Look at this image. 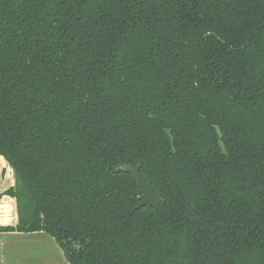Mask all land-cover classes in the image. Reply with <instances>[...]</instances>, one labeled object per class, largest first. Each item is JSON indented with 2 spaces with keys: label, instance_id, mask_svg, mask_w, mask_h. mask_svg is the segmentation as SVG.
Returning a JSON list of instances; mask_svg holds the SVG:
<instances>
[{
  "label": "trees",
  "instance_id": "trees-1",
  "mask_svg": "<svg viewBox=\"0 0 264 264\" xmlns=\"http://www.w3.org/2000/svg\"><path fill=\"white\" fill-rule=\"evenodd\" d=\"M0 155L70 264H264V0H0Z\"/></svg>",
  "mask_w": 264,
  "mask_h": 264
},
{
  "label": "crops",
  "instance_id": "crops-1",
  "mask_svg": "<svg viewBox=\"0 0 264 264\" xmlns=\"http://www.w3.org/2000/svg\"><path fill=\"white\" fill-rule=\"evenodd\" d=\"M15 185V172L8 161L0 155V227L14 228L19 223L17 201L5 194ZM0 264L70 263L50 235L44 232L14 231L0 232Z\"/></svg>",
  "mask_w": 264,
  "mask_h": 264
},
{
  "label": "water",
  "instance_id": "water-1",
  "mask_svg": "<svg viewBox=\"0 0 264 264\" xmlns=\"http://www.w3.org/2000/svg\"><path fill=\"white\" fill-rule=\"evenodd\" d=\"M125 172L130 173L135 179L138 187V195L141 197V203L136 207V209H141L144 207L156 208L161 199L155 194L153 188L149 183L146 182L142 174L140 173V166H121Z\"/></svg>",
  "mask_w": 264,
  "mask_h": 264
},
{
  "label": "rangeland",
  "instance_id": "rangeland-1",
  "mask_svg": "<svg viewBox=\"0 0 264 264\" xmlns=\"http://www.w3.org/2000/svg\"><path fill=\"white\" fill-rule=\"evenodd\" d=\"M54 243V242H53ZM56 245V244H55Z\"/></svg>",
  "mask_w": 264,
  "mask_h": 264
}]
</instances>
